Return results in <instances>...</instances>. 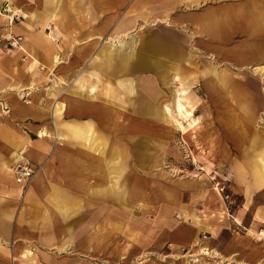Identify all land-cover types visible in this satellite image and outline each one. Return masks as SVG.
<instances>
[{
  "label": "rangeland",
  "instance_id": "rangeland-1",
  "mask_svg": "<svg viewBox=\"0 0 264 264\" xmlns=\"http://www.w3.org/2000/svg\"><path fill=\"white\" fill-rule=\"evenodd\" d=\"M18 1L0 0V168L6 165L16 171L27 164L37 172L45 168L48 172L41 194L46 202L51 200L50 188L57 185L67 188L81 209L69 220L58 218L48 236L42 231L30 240L15 237L14 220L1 219L0 241L10 257L25 242V246L34 245L36 264H264V32L258 38L238 32L222 42L201 40L194 31L187 33L172 22L151 27V19L145 37L161 35L177 52L151 57L150 70L120 71L108 84L107 66L93 67V60L99 53L104 63L110 54L139 55L140 42L134 52L113 47L118 48L119 37L128 39L125 31L116 33L114 29L122 16L130 14L129 9L135 13L137 0H53L54 5L69 10L70 29L65 34V29L49 21L36 57L46 64L54 53L58 55L55 74L42 65L31 69V54L20 49L30 43L33 34H40L42 25L19 14ZM258 1L264 5V0ZM221 4L211 1L207 8ZM163 10L168 11L166 6ZM139 29L135 26L128 33L135 36L141 33ZM79 51L86 54L84 59ZM213 64L226 72V90L217 88L214 77L207 73ZM69 67L77 72H68ZM177 67L188 76L190 99L189 94L184 95L183 101L188 110L195 106L192 117L175 107L182 87ZM93 68L103 76L101 82L90 76ZM59 78L65 81L55 87ZM80 78L86 80L84 88L78 86ZM120 81L131 82L133 92H124ZM150 81L158 88L160 108L151 102L155 107L142 111L140 102L147 96ZM93 84L98 85L96 92L91 91ZM238 87L245 88V95L235 93ZM74 91L84 97L85 108L67 111L63 118L96 123L105 153L79 166L74 155L78 146L51 138L47 140L50 152L40 163L33 155L40 131L49 128L56 132V102L71 98ZM92 99L99 104L123 105L125 131L115 132L105 120L100 123L90 115ZM245 101L255 117L239 109ZM19 108L21 115L15 114ZM6 127L30 141L27 151L18 152L24 157L21 163L2 136ZM254 145L258 149L253 152ZM97 159L103 163L100 170ZM114 163L117 186L109 175V165ZM73 165L81 168L74 171ZM73 175L78 186L71 185ZM3 176L0 170V197L13 199V207L5 210L16 216L33 181L19 185L15 174L12 179L23 194L17 197L11 195L12 183L1 181ZM109 183L111 190H98ZM255 183L263 190H254L249 200L246 186ZM68 237L71 243L64 249L62 243ZM21 261L18 258L13 264L27 263Z\"/></svg>",
  "mask_w": 264,
  "mask_h": 264
},
{
  "label": "crops",
  "instance_id": "crops-1",
  "mask_svg": "<svg viewBox=\"0 0 264 264\" xmlns=\"http://www.w3.org/2000/svg\"><path fill=\"white\" fill-rule=\"evenodd\" d=\"M211 1H216L218 3H222L219 6L213 7L211 10L210 8H207L209 3ZM146 3H149L150 6H146ZM169 3V4H168ZM66 5V3H65ZM59 6V5H58ZM166 6L167 12L163 10V7ZM168 6L170 7L168 9ZM56 5H47L44 8H40L36 5H33L32 8V14L30 16L35 18V21L42 25L43 20L39 19L40 17L44 18H51L49 21H54L55 23L61 21H55V19H52L55 15L58 13L60 14L59 20H62V26L61 29H65L66 24V32L69 31L70 25H69V10L66 8H63L62 10H57ZM18 5V9H19ZM58 8V7H57ZM210 9V10H209ZM133 8L128 10V16L124 15L122 16V22H120L116 28L114 29V32L119 33V26L123 24V28L121 29L124 31H130L133 29V27L137 26L140 27L139 31L141 33H138L136 35L139 36L140 42V53L139 55H113L110 54L107 58V63L105 60L102 59V56H100V53L94 58L93 67H98L101 69L103 67L102 63L107 66V73L106 75L109 77L106 79V82L111 83L110 79L115 78V76L118 74V72H123V74L127 72L136 73L137 71H147L152 68V62L151 57L159 55V54H175L177 52L176 48L169 44L165 38L161 35H149V37H145V33L148 32L146 30V24L150 23V20L153 19V21L150 23L151 27H160L163 24H167L170 26L171 22L179 27L183 31H190L193 32L196 38H199L201 40H207L212 39L215 41L222 42L223 39L232 37V35L237 34L238 32L244 33L245 36L247 35L250 38L253 37H259L264 32V5H262V2H259L258 0H137L136 9L134 8L135 13H132ZM19 14H21L19 11H17ZM37 13L34 14V13ZM40 15V16H39ZM29 18V19H30ZM31 20H29L30 22ZM49 21L46 23V25L43 27L42 25V31L40 34H33L31 36L30 43H25L24 48L23 45L20 47V49L26 53H30L32 60L30 61L29 65L30 68H39L40 65L44 66L43 69H47L48 72L51 71L54 74L56 73L55 67L58 65V62L52 63L50 59L48 58L49 62L46 64H43L40 62V60L36 57V51L37 48H35L34 44L36 45L37 39H40L42 43L45 33V27L49 24ZM156 21V22H155ZM170 22V23H169ZM32 24V23H31ZM122 32V31H121ZM188 33V32H187ZM233 35V36H234ZM47 38V37H46ZM96 39V37H95ZM33 44V45H30ZM37 47V46H36ZM40 47V45H38ZM82 48V47H81ZM80 48V49H81ZM246 48V47H244ZM79 49V50H80ZM113 52V51H112ZM250 52V51H249ZM258 49L254 51V53H258ZM79 54L81 55L82 59L86 57V54H83L79 51ZM100 60V63L95 64L97 60ZM56 61V60H54ZM117 61V65L114 67V62ZM68 70V72L75 73L77 72V69ZM118 70V71H117ZM207 71V70H206ZM176 73L181 74V78L179 76V79L182 82V87L179 90V96L182 97V102L184 103V95H188L186 84H188L187 79L188 76H185V70L183 68H176ZM207 73L211 74L214 77L215 82L219 85L217 88H219L221 91L226 90L225 86L228 83L229 79L226 74V72L217 66V64L211 65L210 68H208ZM90 76L93 77V79H96L101 82L102 75L98 71V69H91L90 70ZM63 81H65L63 78H59L57 80V86L58 87ZM85 78H80L78 80V86L79 88L85 87ZM97 84H93L91 86V91L96 92ZM119 86L124 89V92L131 93L134 90L133 84L131 82L126 81H120ZM110 88V94L112 95V89ZM145 91L147 92V96H143L140 105L141 110H148L152 106L151 102L158 107V88L154 84V82L150 81L146 83ZM238 94L245 95L246 90L244 87H238L236 89ZM234 92V91H233ZM179 96L176 100L175 107L177 110V103ZM92 98V97H91ZM94 98V97H93ZM190 99V94L189 98ZM84 97L81 95L80 92L74 91L73 96L69 98V96H65V98L58 100L56 102V106L53 110V115L56 117V132L53 134V139L56 141L57 139H61L65 142H73L75 145L78 146V148L74 151L75 157L77 158L75 162L79 166L83 163H91L92 161L96 160L95 156H101L105 153V149H101V143H99L98 139L101 137L100 134H97V128L98 126L96 123L92 121H85V122H78V120H70L65 121L63 118L64 113L67 111L73 112H81L83 107V101ZM97 100V99H96ZM95 99L91 100V113L90 115H93L100 123L102 120H105V125L109 126V128L115 130V132L121 131L124 132L127 126V120H125V112L126 109L123 105H113L112 102L108 105L107 103H97ZM186 100V99H185ZM191 104V102H190ZM193 106V105H192ZM14 108L16 107L13 106ZM155 107V106H152ZM194 107V108H193ZM189 109L191 112V116L194 114L195 106H193ZM48 108V107H47ZM116 108V109H115ZM243 110V113H246V111H249L248 116H251V118L255 114L250 108V104H246V101L243 102V107L239 108ZM46 110V108H44ZM252 110V111H251ZM17 112L15 114L21 115L23 110L21 108L16 110ZM104 111V113H103ZM120 111V112H119ZM166 111H170L171 109L166 107ZM103 113V114H102ZM14 114V115H15ZM121 116L119 121H113L114 116ZM186 118V117H185ZM253 120V119H252ZM254 121V120H253ZM103 125V124H102ZM104 126V125H103ZM79 129L82 132V135H74L72 133V129ZM49 128H46L47 130ZM45 130L40 131V140L35 142V150L33 151L34 157L38 160V162H42L46 155L50 152V144L47 142V140H52L50 136H42L41 134L45 132ZM52 132V131H51ZM2 136L4 139H6L10 145L13 148V154L18 160V162H23L24 157L18 154L19 150L24 149L27 151V149L30 147L27 143L30 142L28 139H24L22 136H19L16 132L12 131L10 128L6 127L5 130L2 132ZM49 137V139H47ZM34 143V142H33ZM258 149V145H254L252 148L253 152ZM101 150V151H100ZM61 152V150H56L55 154L58 156V152ZM260 152L256 153V159L260 156ZM95 162L92 164L94 165ZM96 167L100 169L103 168V163L101 160L97 159ZM81 167H78L76 165H73V170L77 171ZM109 175L111 176L110 179H115V184L117 186V179L113 177V174L117 169V163L112 166L109 165ZM1 171H3L4 176L1 178V181L4 183L11 182L12 183V190L11 195L14 196H23L20 190H18V187L14 184V179H11L9 175L7 174L9 170H12L15 172V169L9 168L6 165H3L0 168ZM239 171V170H238ZM48 171L45 170V168L39 170L33 180V183L28 188L26 195L23 198V202H21V205L18 208V213L16 216H14L13 211L5 210V207L9 206L10 208L13 207V199H6L0 197V220L7 221V220H14L17 229L18 234L14 236L17 239L25 238V239H35L38 237L41 232H45V237L48 230L51 229L55 221L58 220V218H62L65 221L76 214L79 213L81 206L80 204L75 200V198L72 196L71 192L67 188H62L57 185H52L53 189L51 200L49 199V202H46L45 197L43 198L41 191L43 190V184L42 180L43 177L47 174ZM16 174V172H15ZM14 174V178H15ZM109 176V177H110ZM71 185L78 186V180L76 177L71 178L70 180ZM260 183H255L254 187H247L246 190L248 192L249 200L251 199V195L254 190L262 191L263 188L259 186ZM112 183H109L106 187H100L98 190H111ZM115 188V186H113ZM49 189V188H48ZM47 189V190H48ZM6 191V190H4ZM252 191V192H251ZM101 194L100 192H97ZM25 210V215L22 217V212ZM15 218V219H14ZM51 226V227H50ZM97 232V231H96ZM13 237V236H12ZM71 238H66V240L63 241L62 247L66 249V247L71 243ZM26 243H19V249H17L16 253L15 251L12 252L11 257L9 253L6 250L5 244L0 241V264H13V262L17 261L18 258L26 261H21L25 264H36L35 261H33L35 258L38 257L35 252L32 251L34 245L25 246ZM37 246V245H36ZM29 247V248H27ZM59 252V251H58Z\"/></svg>",
  "mask_w": 264,
  "mask_h": 264
},
{
  "label": "bare ground",
  "instance_id": "bare-ground-1",
  "mask_svg": "<svg viewBox=\"0 0 264 264\" xmlns=\"http://www.w3.org/2000/svg\"><path fill=\"white\" fill-rule=\"evenodd\" d=\"M53 4V0H30V1H28V2H26V1H23V0H19L18 1V5H19V9H18V11L24 16V18L25 19H29L30 18V16H31V14H32V8H33V5H36V6H38V7H40V8H44V7H46L47 5H50V4ZM62 6L63 5H59V6H57L56 7V9L57 10H62ZM40 16V15H39ZM59 18H60V14L58 13L57 15H55L52 19H55V21H61V23H55L56 24V26L59 28V29H61V26H62V20H59ZM39 19H42L43 20V22H42V25H43V27L46 25V23L51 19V18H44V17H40ZM156 22V21H155ZM123 24H121V26H119V32H121V31H124V30H121V29H125V28H123V26H122ZM127 29V28H126ZM125 29V30H126ZM62 30V29H61ZM129 31H125L124 33V35L125 36H128V39H121L119 36V39H118V41H119V45H117L118 46V48L114 45L113 47H115V49L116 50H126V51H130V52H134L135 51V49L138 47V41H139V36L137 35H135V36H132V35H130V33H128ZM67 32H66V24H65V34H66ZM129 34V35H128ZM124 36V37H125ZM48 38V37H47ZM46 38V39H47ZM123 40V41H122ZM40 42H41V40L40 39H37V42H36V45L34 44V46H35V48H38V45H40ZM55 43V42H54ZM30 45H33V44H30ZM37 46V47H36ZM55 46V45H54ZM23 48H24V45H23ZM55 48V47H54ZM25 49V48H24ZM54 52V51H53ZM48 54H53V53H51L50 51H48ZM49 59H50V61L52 62V63H55V62H58L59 61V59H58V55H56L55 53L53 54V56L50 58L49 57ZM54 60H56V61H54ZM45 68V67H44ZM177 108H178V111H179V113H181V114H185L186 112H188V113H190L191 114V112L189 111V110H187L186 109V106L183 104V102H182V97L181 96H179V99H178V103H177ZM168 110H169V108H168ZM192 125H193V123H192ZM198 124H196L195 126H197ZM198 129V128H197ZM72 133L74 134V135H82V132L79 130V129H76V128H74V129H72ZM43 135H45V136H50V138H53V133L49 130V129H47V130H45V132L44 133H42ZM101 151V150H100ZM16 172V171H15ZM15 172L14 171H12V170H9V172L7 173L8 175H9V177H11V179L12 178H14V174H15ZM24 215H25V210H23V212H22V217H24Z\"/></svg>",
  "mask_w": 264,
  "mask_h": 264
},
{
  "label": "built area",
  "instance_id": "built-area-1",
  "mask_svg": "<svg viewBox=\"0 0 264 264\" xmlns=\"http://www.w3.org/2000/svg\"><path fill=\"white\" fill-rule=\"evenodd\" d=\"M37 171L33 165H23L16 170L17 183L22 186H28L34 180Z\"/></svg>",
  "mask_w": 264,
  "mask_h": 264
}]
</instances>
